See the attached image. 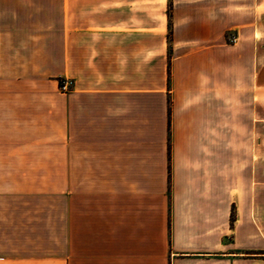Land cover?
Wrapping results in <instances>:
<instances>
[{
    "label": "crops",
    "instance_id": "crops-1",
    "mask_svg": "<svg viewBox=\"0 0 264 264\" xmlns=\"http://www.w3.org/2000/svg\"><path fill=\"white\" fill-rule=\"evenodd\" d=\"M263 16L0 0V264H264V203L232 185L230 146L264 114Z\"/></svg>",
    "mask_w": 264,
    "mask_h": 264
},
{
    "label": "rangeland",
    "instance_id": "rangeland-1",
    "mask_svg": "<svg viewBox=\"0 0 264 264\" xmlns=\"http://www.w3.org/2000/svg\"><path fill=\"white\" fill-rule=\"evenodd\" d=\"M169 12L170 10L168 9V16ZM257 34L261 39L264 54V16L262 18V25ZM169 38L170 29L168 26L167 39L169 40ZM232 39H235V43ZM237 40L235 33L230 32L226 34L227 44L235 45ZM169 57L170 51L168 41V59ZM247 119L249 120L250 118L247 117ZM251 119L252 127L248 126L246 133L242 131V133L238 135L239 138H235L230 145L232 171L231 183L232 185H252V192H239V194H249L250 198H255L264 203V114L261 116L259 112H252ZM235 132V128H232V136L235 135Z\"/></svg>",
    "mask_w": 264,
    "mask_h": 264
},
{
    "label": "built area",
    "instance_id": "built-area-1",
    "mask_svg": "<svg viewBox=\"0 0 264 264\" xmlns=\"http://www.w3.org/2000/svg\"><path fill=\"white\" fill-rule=\"evenodd\" d=\"M235 43V39H232ZM74 88V82L68 78H60L58 79V90L61 93H70Z\"/></svg>",
    "mask_w": 264,
    "mask_h": 264
},
{
    "label": "trees",
    "instance_id": "trees-1",
    "mask_svg": "<svg viewBox=\"0 0 264 264\" xmlns=\"http://www.w3.org/2000/svg\"><path fill=\"white\" fill-rule=\"evenodd\" d=\"M232 221H233V218H232Z\"/></svg>",
    "mask_w": 264,
    "mask_h": 264
}]
</instances>
